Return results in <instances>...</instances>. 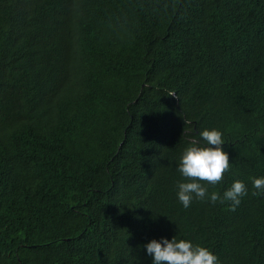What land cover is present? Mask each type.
I'll use <instances>...</instances> for the list:
<instances>
[{
	"label": "trees",
	"instance_id": "obj_1",
	"mask_svg": "<svg viewBox=\"0 0 264 264\" xmlns=\"http://www.w3.org/2000/svg\"><path fill=\"white\" fill-rule=\"evenodd\" d=\"M66 1L0 0V234L49 214L67 229L22 264H152L146 244L174 236L220 264H264V193L252 194L264 177V0H81L71 14ZM96 21L115 34L103 45L114 60L85 54ZM89 110L108 115L111 142L80 131ZM213 128L231 167L207 187L223 196L243 181L235 211L178 199L180 158ZM27 162L66 191L7 185ZM13 254L0 264H19Z\"/></svg>",
	"mask_w": 264,
	"mask_h": 264
},
{
	"label": "clouds",
	"instance_id": "obj_2",
	"mask_svg": "<svg viewBox=\"0 0 264 264\" xmlns=\"http://www.w3.org/2000/svg\"><path fill=\"white\" fill-rule=\"evenodd\" d=\"M81 0H67L68 14L73 13ZM33 9L25 10L22 18L30 17ZM114 34L106 24L96 21L89 27V40L85 48V54L92 59L105 58L114 60L112 52L103 46L106 44V37ZM115 35V34H114ZM60 44H65L62 34L52 47V55L57 54ZM71 67L78 71L86 70L83 62L73 63ZM168 95H175L170 92ZM108 115L98 110H89L87 119L83 125L79 126L81 132L87 134L92 140L97 142H111L112 137L108 134V126L105 119ZM200 137L207 146H200L199 142L193 139L179 161L178 171L186 178V182L178 185V199L184 208L191 206L194 199L199 201L210 200L213 204L217 201L230 203V210L235 211L241 203V198L248 194L245 183L241 180L233 182L223 196L218 192H209L208 185L216 186L221 183L224 174L229 171L231 164L229 154L223 149L226 143L223 133L218 129H204L200 132ZM7 185L17 181L28 182L41 190L66 191V187L56 177L55 172L48 170L42 172L31 169L29 162L20 167L10 166L5 177ZM253 187L257 190L253 195L264 193V177L254 178ZM54 203L53 200H50ZM49 223V224H46ZM67 229L65 222L52 214L46 216L43 222L34 227H15L9 229V234H0V259L3 256H13L17 253V260L22 264L20 255H25L24 250L31 246H40V239L44 235L64 240ZM147 254L152 257V264H220L216 254L210 249L201 245H194L190 240H177L175 236L169 240L152 239L146 244ZM15 256V255H14ZM16 257V256H15Z\"/></svg>",
	"mask_w": 264,
	"mask_h": 264
}]
</instances>
